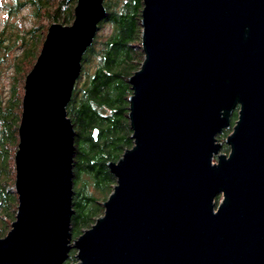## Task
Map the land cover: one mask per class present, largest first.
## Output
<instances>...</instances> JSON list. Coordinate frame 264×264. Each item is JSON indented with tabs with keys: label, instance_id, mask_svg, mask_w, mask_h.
Returning a JSON list of instances; mask_svg holds the SVG:
<instances>
[{
	"label": "water",
	"instance_id": "1",
	"mask_svg": "<svg viewBox=\"0 0 264 264\" xmlns=\"http://www.w3.org/2000/svg\"><path fill=\"white\" fill-rule=\"evenodd\" d=\"M106 11L77 0L26 75L0 264H62L72 248L76 264H264V0H144L134 145L108 164L117 182L104 213L73 239L67 105Z\"/></svg>",
	"mask_w": 264,
	"mask_h": 264
},
{
	"label": "trees",
	"instance_id": "2",
	"mask_svg": "<svg viewBox=\"0 0 264 264\" xmlns=\"http://www.w3.org/2000/svg\"><path fill=\"white\" fill-rule=\"evenodd\" d=\"M26 2L15 0L11 10L16 13ZM34 7V15L40 19H51L55 22L64 18V25L72 24L74 20V8L77 0H28ZM55 7L52 11V6ZM106 16L99 23H108L110 30L105 36H95L82 58V68L79 80L75 83L71 100L67 105V112L75 127V150L73 157V214L71 215V229L73 239L77 238L85 229L92 226L96 219L104 213V207L99 201V194L105 193L108 198L117 182L116 177L109 169V162L118 161L124 152L132 148L134 139L130 126L129 97L132 94L130 76L137 71L144 60L142 48V9L144 0H104ZM51 17V18H50ZM46 28L48 26L40 25ZM38 28L29 33L33 40L40 38L41 43L46 38ZM32 40V41H33ZM26 51L23 57L28 61L36 57L37 50L30 52L29 41L25 40ZM24 46V47H25ZM42 46V45H41ZM93 70L90 71L91 65ZM20 68V65L19 67ZM11 100V98H10ZM8 100L2 104L0 100V144L10 139L9 126L10 114L14 108L13 102ZM21 107V103H20ZM20 114L13 126L14 136L18 139V127ZM238 118V112L234 113L230 128H226L218 135V141L222 142V151L229 152L230 148L225 143L233 125ZM10 120V121H9ZM97 129V137L94 131ZM19 143V139H18ZM18 144L15 146L17 150ZM16 152V151H15ZM3 149L0 147V156ZM14 155L10 160V176H3L5 168L0 172V237L4 236L8 229V222L15 217L16 195L15 186L11 183L15 175ZM5 164V161L2 160ZM1 165V166H2ZM6 165V164H5ZM3 176V177H2ZM86 177H90L94 191H89ZM105 184V185H104ZM101 192V193H100ZM75 249L70 251L68 258L62 264H76L79 259Z\"/></svg>",
	"mask_w": 264,
	"mask_h": 264
},
{
	"label": "rangeland",
	"instance_id": "3",
	"mask_svg": "<svg viewBox=\"0 0 264 264\" xmlns=\"http://www.w3.org/2000/svg\"><path fill=\"white\" fill-rule=\"evenodd\" d=\"M14 1L15 0H3L0 6V100L1 103L4 105L11 98L10 101L13 102L12 107L14 106V108H12L13 112L9 116L11 121L9 120L10 123H8L9 135L11 137L10 139L7 138L3 144H0V147H2L3 149V154H2L3 158L0 156V172H2L1 169L2 167L5 168L3 176H8L10 174L11 171L10 160L12 158V155H14L13 162L15 169V151H16L15 146L18 144L19 136L18 139L17 136H14L15 132L13 131L14 130L13 126H16L18 114L22 112V99L25 92L24 85H25L26 75L33 68L37 56L39 55L40 49L42 47L40 38L36 41L33 40L32 38L34 36L32 35V33H29V31H32V29L34 28H38L36 33L37 34L41 33V35L44 37L47 31L46 28H43L40 25H44L46 27L48 25L50 26L51 23L55 22L54 20H52L51 17H50L51 19L43 20L40 19L38 16L34 15L35 14L34 7L29 3H27L28 0H21L22 2H26L25 5L21 7L16 13H12L11 10L9 9L14 4ZM54 8L55 7L52 6V11L54 10ZM56 22L64 23V18L61 17ZM106 24L104 23L100 24L101 28L97 31L98 38L105 36V34L109 32L110 26ZM25 40L29 41L30 46L32 45L34 47L30 49V52H34V50H37V47H39V49L36 52V57L31 61L30 60L28 61L26 58L23 57V54L26 51ZM19 65L20 68H18ZM90 65H91L90 71H92L94 64L91 63ZM82 79L83 78L81 77L79 80L78 77L77 80L81 82ZM20 103H21V107H20ZM68 116L71 117L69 115V112H68ZM18 135H19V127H18ZM220 153H227V152L222 151L221 149ZM216 159L217 158L215 157L214 162H216ZM2 160L5 161L6 165L4 164V162L2 165ZM15 174H16V170H15ZM10 181L15 186V175L14 177H12ZM85 181L87 182L89 191H94V187L93 184L91 183L90 177L89 178L86 177ZM14 190L17 198L16 206L14 208L15 210L14 214L16 217L17 208H18V193L16 191V188H14ZM105 193L99 194L100 195L99 201L102 204V206H103V202L106 200ZM221 198L222 196L218 197L217 203L221 200ZM1 210L2 209L0 206V211ZM15 217L14 219L12 218L10 222H8V229L5 232L6 234L11 228L12 221L15 220ZM73 249L76 250L75 254L77 255V249L72 248V250Z\"/></svg>",
	"mask_w": 264,
	"mask_h": 264
},
{
	"label": "flooded vegetation",
	"instance_id": "4",
	"mask_svg": "<svg viewBox=\"0 0 264 264\" xmlns=\"http://www.w3.org/2000/svg\"><path fill=\"white\" fill-rule=\"evenodd\" d=\"M238 110H239V106L234 110V112H233V114H232V116H231V123H232V117L234 116V113L237 111L238 112ZM237 120V119H236ZM234 126V125H233ZM224 130V129H223ZM223 132V131H222ZM221 132V133H222ZM220 134V133H219ZM218 134V135H219ZM218 135H217V137H218Z\"/></svg>",
	"mask_w": 264,
	"mask_h": 264
},
{
	"label": "bare ground",
	"instance_id": "5",
	"mask_svg": "<svg viewBox=\"0 0 264 264\" xmlns=\"http://www.w3.org/2000/svg\"><path fill=\"white\" fill-rule=\"evenodd\" d=\"M3 1V0H2Z\"/></svg>",
	"mask_w": 264,
	"mask_h": 264
}]
</instances>
